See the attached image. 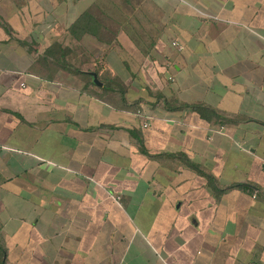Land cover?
<instances>
[{
  "label": "crops",
  "instance_id": "crops-1",
  "mask_svg": "<svg viewBox=\"0 0 264 264\" xmlns=\"http://www.w3.org/2000/svg\"><path fill=\"white\" fill-rule=\"evenodd\" d=\"M263 166L264 0H0L2 264H264Z\"/></svg>",
  "mask_w": 264,
  "mask_h": 264
},
{
  "label": "rangeland",
  "instance_id": "rangeland-1",
  "mask_svg": "<svg viewBox=\"0 0 264 264\" xmlns=\"http://www.w3.org/2000/svg\"><path fill=\"white\" fill-rule=\"evenodd\" d=\"M97 11L99 12V10ZM98 12H94V14L98 15ZM93 21L95 22V24L97 25V29L99 30L101 25L98 26L97 21L94 19ZM102 32L103 31L100 30L98 36H95L93 34L91 35H93L97 40L101 42L102 40L107 39L108 41H110L113 38V34L106 33L105 31L104 33ZM70 37L68 36L64 39L65 41L63 43H67L66 45L62 43V45L64 46H56V49L54 51L55 53L52 56H44L45 51H43V56L37 55V60H39V62L42 64H48L49 67L52 65L50 69H62L79 75L85 72H91L92 70H96L97 66H95V63L97 64V59L94 56V51L89 50V48L86 49V47L79 44V37L74 35H70Z\"/></svg>",
  "mask_w": 264,
  "mask_h": 264
},
{
  "label": "trees",
  "instance_id": "trees-1",
  "mask_svg": "<svg viewBox=\"0 0 264 264\" xmlns=\"http://www.w3.org/2000/svg\"><path fill=\"white\" fill-rule=\"evenodd\" d=\"M97 28V25L95 22L90 18L89 14L87 12L83 13L76 21V23L72 26L70 29L71 35L80 37L85 33H91L95 36H98L99 33L95 32L94 28ZM58 46V45H56ZM56 46H53L44 52V56H52L55 52ZM63 52V51H61ZM187 107H190L194 110H196L202 117H208L209 115H212L215 119H219L220 122H225L224 119H222L214 110L202 106V105H188ZM0 253H3V250L0 248ZM0 264H2V260L0 258Z\"/></svg>",
  "mask_w": 264,
  "mask_h": 264
},
{
  "label": "water",
  "instance_id": "water-1",
  "mask_svg": "<svg viewBox=\"0 0 264 264\" xmlns=\"http://www.w3.org/2000/svg\"><path fill=\"white\" fill-rule=\"evenodd\" d=\"M87 74L90 75V76L92 77L93 82H94L95 84H98L97 77H96V74H95V73H93V72H87ZM263 169H264V166H263Z\"/></svg>",
  "mask_w": 264,
  "mask_h": 264
},
{
  "label": "built area",
  "instance_id": "built-area-1",
  "mask_svg": "<svg viewBox=\"0 0 264 264\" xmlns=\"http://www.w3.org/2000/svg\"><path fill=\"white\" fill-rule=\"evenodd\" d=\"M173 45H174V46H177V44H176L175 42L173 43ZM177 48H179V47H177ZM137 114H138L139 116H143L141 110H138V111H137ZM147 126H148V123H147V122H144V123H143V127H147Z\"/></svg>",
  "mask_w": 264,
  "mask_h": 264
}]
</instances>
